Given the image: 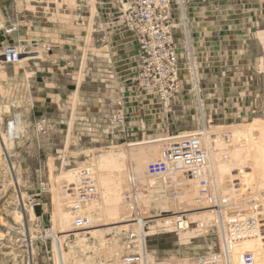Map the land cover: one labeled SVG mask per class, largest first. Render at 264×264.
Wrapping results in <instances>:
<instances>
[{
    "label": "rangeland",
    "instance_id": "374dc122",
    "mask_svg": "<svg viewBox=\"0 0 264 264\" xmlns=\"http://www.w3.org/2000/svg\"><path fill=\"white\" fill-rule=\"evenodd\" d=\"M126 8L123 0H0V264L119 261L141 254V245L153 261L205 257L226 264L220 219L186 194V188L197 191V176L190 180L194 173L183 171L191 168L153 170L175 135L206 134L220 179L236 182L244 197L264 190L263 126L252 137L247 132L254 121L264 123V108L247 92L246 77L217 107L214 77L207 68L201 78L199 46L185 40L183 0H171L165 13L178 57V88L163 100L166 110L175 104L173 118L164 109L167 124L137 132L121 108L125 131L109 124L120 108L107 102L104 71L123 65L138 84L143 65L140 35L128 27ZM120 37L136 39V61L130 46L118 50ZM112 53L121 55L113 59ZM183 101L192 107L183 108ZM236 127L240 147L251 137L249 156L231 157ZM253 168L252 183H244ZM259 202L261 220L254 226L237 222L241 206L226 215L232 264H264V191ZM178 212L186 213L188 226L177 227Z\"/></svg>",
    "mask_w": 264,
    "mask_h": 264
},
{
    "label": "crops",
    "instance_id": "0c3cea01",
    "mask_svg": "<svg viewBox=\"0 0 264 264\" xmlns=\"http://www.w3.org/2000/svg\"><path fill=\"white\" fill-rule=\"evenodd\" d=\"M183 17L185 40L189 46H199L198 65L201 78L207 76V68L211 72L210 77H214L215 92L219 96L217 107H224L223 93L236 92L240 84L238 79L246 77L247 92L255 94L257 104L264 108V0H183ZM108 43L112 44L111 40ZM116 44L118 50L130 46L134 51L132 59L136 61L138 43L135 38L120 37ZM254 45L257 46V52L252 48ZM104 55L110 57L111 54ZM112 55L113 59H116L115 57L120 56L121 53H112ZM123 67L118 64L113 71L111 69L104 71L103 82H106L107 102L111 101L113 107L124 109L128 113L130 124L137 132L143 125L167 124L165 113L169 111L173 118L175 104L173 105L172 102V108L166 110L159 92L142 88L134 81V71ZM73 90L79 92V87L76 86ZM183 102V108L192 107L188 101ZM192 103L195 105L194 101ZM202 119L205 122L204 118ZM259 122L254 121L247 127L250 136L251 133L260 130L259 126H263L261 130L264 131V123ZM234 130L236 133L239 129L236 127L230 132L234 145L231 157L244 156V152L249 156L252 136L246 138L245 148L240 147L238 142H234L239 139V133L233 134ZM253 138L252 140H255V137ZM106 160L107 158L104 159ZM120 164L122 166V160ZM183 171L189 173L192 169H183ZM193 176L194 174L190 176V180ZM198 178L202 179V176Z\"/></svg>",
    "mask_w": 264,
    "mask_h": 264
},
{
    "label": "built area",
    "instance_id": "2783aa9c",
    "mask_svg": "<svg viewBox=\"0 0 264 264\" xmlns=\"http://www.w3.org/2000/svg\"><path fill=\"white\" fill-rule=\"evenodd\" d=\"M123 1L127 6L124 13L128 27L140 35L139 43L143 52L141 56L143 65L137 72L138 84L141 87L159 92L163 100L169 101L170 91L175 90V87L178 86V57L173 35L168 30L169 25H166L168 21H166L165 14L171 0ZM108 121L120 132L125 131L127 117L121 108L109 116ZM203 124L205 122L202 120V132H205L207 130ZM15 127V122H10V132L15 131ZM197 137L198 139H196ZM197 137L192 139L182 138L181 135L172 136L176 140L172 141L171 148L166 152V159L153 164V170L158 174H167L168 172L170 174L176 168L190 167L191 172L194 173L193 178L197 176L195 178L198 182L196 192L201 196L203 204L208 205L215 212L217 218L222 221L226 220V215L230 209L241 206L239 208L241 213L237 222L248 223L251 224L250 226L258 224L261 220L259 201L264 190L253 191L249 196L244 197L242 193L238 192L239 186H235L236 182L228 183V181L220 179L218 174L219 162L214 156L215 150L211 147L208 136L199 134ZM195 141L199 144H196ZM200 175L202 179L198 178ZM229 188L233 189L230 195L227 193ZM185 219V212L175 213L178 228H184L181 225L183 222L186 223ZM127 236L133 239L134 237L138 238L139 235L136 232H130ZM140 249L141 254L129 255L119 261H101L95 264H209L205 257H195L187 261L179 259L153 261L149 260L147 256L145 245H141ZM222 252L226 253L224 255L225 263L232 264L228 252L226 250H222Z\"/></svg>",
    "mask_w": 264,
    "mask_h": 264
},
{
    "label": "bare ground",
    "instance_id": "6f19581e",
    "mask_svg": "<svg viewBox=\"0 0 264 264\" xmlns=\"http://www.w3.org/2000/svg\"><path fill=\"white\" fill-rule=\"evenodd\" d=\"M2 141V144L6 147V139L5 140H1ZM241 162H243V160H241ZM249 171H251V174H250V177L247 179V180H244V178L242 179V181L244 182V183H252L251 182V177H252V174L254 173V168L253 169H249ZM115 180H117V182H118V178L116 177L115 178ZM229 183V182H228ZM197 189H198V184H197ZM188 188H186V194L188 195V198H189V201H196L197 199H199V200H201V202H202V198H201V196L199 195V193H197L196 192V190L194 189V190H192V189H189L188 191ZM181 197V199H180V203H183V200L185 199L184 198V196H180ZM191 198L192 199H194V200H191ZM179 206L177 207V209L178 208H180V206H182V204H178ZM205 207L206 208H204L205 210H208V208H209V206L208 205H205ZM210 209V208H209ZM194 211V210H193ZM192 211V212H193ZM61 223H63V222H61ZM199 225H201V224H199ZM186 226H188L186 223H182V225H181V227H186ZM220 227H221V229H222V233H223V236L225 237V239H227V233H226V223H225V219L222 221V220H220ZM247 230V229H246ZM57 245H58V249H59V251L60 252H63L62 251V244H61V241H57ZM224 245V244H223ZM225 247H226V252H228V255H229V257H231L230 256V254H229V252H230V245H229V243H228V239L226 240V243H225ZM228 249V250H227ZM93 257V256H92Z\"/></svg>",
    "mask_w": 264,
    "mask_h": 264
}]
</instances>
